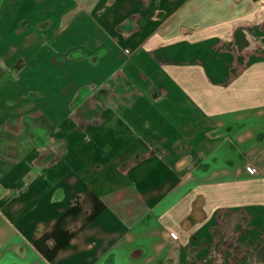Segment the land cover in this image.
<instances>
[{
  "label": "crops",
  "instance_id": "1",
  "mask_svg": "<svg viewBox=\"0 0 264 264\" xmlns=\"http://www.w3.org/2000/svg\"><path fill=\"white\" fill-rule=\"evenodd\" d=\"M230 231L262 264L264 0H0V264Z\"/></svg>",
  "mask_w": 264,
  "mask_h": 264
},
{
  "label": "rangeland",
  "instance_id": "2",
  "mask_svg": "<svg viewBox=\"0 0 264 264\" xmlns=\"http://www.w3.org/2000/svg\"><path fill=\"white\" fill-rule=\"evenodd\" d=\"M215 234H213V241H210V239L199 241L193 239L194 234L191 233L188 237L190 243L184 249V252L186 251L184 255L186 256L179 259L181 264H244V262L245 264H253V259H244L243 254L240 252L236 232L230 231V234H228L230 242L226 238L222 245H218L219 239H216ZM247 252H249V249H247ZM261 260L264 264V259Z\"/></svg>",
  "mask_w": 264,
  "mask_h": 264
},
{
  "label": "built area",
  "instance_id": "3",
  "mask_svg": "<svg viewBox=\"0 0 264 264\" xmlns=\"http://www.w3.org/2000/svg\"><path fill=\"white\" fill-rule=\"evenodd\" d=\"M249 168L252 169V170H254V169H256V166L250 164V165H249Z\"/></svg>",
  "mask_w": 264,
  "mask_h": 264
}]
</instances>
